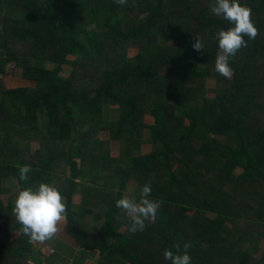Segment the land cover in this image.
<instances>
[{
	"label": "trees",
	"instance_id": "trees-1",
	"mask_svg": "<svg viewBox=\"0 0 264 264\" xmlns=\"http://www.w3.org/2000/svg\"><path fill=\"white\" fill-rule=\"evenodd\" d=\"M213 2L0 0V120L10 117L33 128L42 110L53 129H67L72 155L79 152L83 158L81 164L72 163L69 181L75 185L83 168L91 177L111 168L100 181L87 178L92 197L102 198L97 206L107 216L103 228L109 239L98 247L109 264H171L163 253L177 242L181 248L191 242L192 264L261 263L253 255L262 222L251 216L248 202L237 193L252 191L251 185L236 183L253 168L260 170L252 152L261 146L264 151V110H258L255 93L263 88L252 84L264 71V0H239L251 9L258 35L245 37L247 47L230 59L231 78L215 71L216 33L230 24L212 13ZM18 7L23 13L9 11ZM197 36L202 51L192 47ZM257 63L262 64L259 70ZM9 65L37 86L3 89ZM70 66L76 71L66 77ZM211 80H220L222 91L197 106V91ZM247 105L255 112L250 116ZM106 107L118 108L120 118L107 119ZM176 110L182 113L176 115ZM113 141L133 147L149 143L152 150L133 156L132 165L112 166L103 158H112ZM131 178L141 189L150 183L149 198L162 201L155 220L135 233L129 231L131 221L120 231L122 220L115 215L121 211L115 201ZM37 180L44 182L43 175ZM139 194L134 192L137 200ZM66 211L70 232L82 237L80 212L70 201ZM82 211L84 216L91 209ZM240 219L246 222L238 225ZM74 226L78 233L71 230Z\"/></svg>",
	"mask_w": 264,
	"mask_h": 264
},
{
	"label": "crops",
	"instance_id": "crops-1",
	"mask_svg": "<svg viewBox=\"0 0 264 264\" xmlns=\"http://www.w3.org/2000/svg\"><path fill=\"white\" fill-rule=\"evenodd\" d=\"M13 10L9 9V11ZM16 10H20L19 12L23 13L19 7ZM1 27L0 25V29ZM3 40L4 38L0 35V51H2ZM8 73L10 74L3 78L5 82L3 89L35 88L37 86L35 82L25 79L22 73H18L17 71L12 72V70ZM72 74L73 70L70 67L64 72V76L66 77ZM256 91L261 92L262 90L258 88ZM108 108L105 111L107 119L120 118L118 108ZM260 119L263 121V124H261L263 131L264 117ZM33 125V128H30L29 123L18 122L16 119L10 117L0 120V208L5 220L0 225V264H4L6 259V264H80L81 260H83L82 264H99L102 260L106 259L101 256L103 250L98 246H103L109 239L108 231L103 228L107 216L105 210L97 206L101 197H92L93 185L90 182L87 183V178L100 181L102 176L109 174L111 168L106 166L107 172L105 174L93 175L92 177L83 168L85 171L79 174L75 180L77 184L71 183L69 178L73 174L72 163L74 165V162L77 161V164H81L83 158L81 159L79 152L75 158L72 155L68 130L53 129L47 123L42 110H39L38 118L33 119ZM83 129L85 130V128ZM73 134L78 136L80 132L75 131ZM101 136L104 139L108 138V135L104 133H101ZM131 146L128 143L121 145L119 141H113L112 158H103V160L106 162L110 160L112 166L113 164L120 163L127 166L130 164L128 159L131 155L132 159L134 155L138 156L140 154L138 148L151 149V144L149 143L144 147L142 145H134V147L132 146L133 148H129ZM261 153H264L262 146L259 148V152L255 150L252 152L254 163L259 166V169H262L263 167L261 168V166L264 164V157L260 156ZM119 155L122 156L117 158ZM17 165L30 166L31 171L27 174V181H20ZM242 168V166L238 168L237 175H240ZM39 174L43 175L45 183H52L58 187L65 206L70 201L72 209L80 212L79 219L81 220L82 237H78L70 232L67 211L64 218L58 222L57 232L49 239L32 241L29 236L20 230L21 225L17 222L13 213L17 190L18 188L40 183L41 181L37 180ZM246 176L248 177L247 179H240L236 184L238 186L243 184L246 187L249 184L252 191L238 189L237 193L241 195L238 198L242 199L244 197V201L248 202L246 206H249L248 211L252 214L251 216L260 219L262 222L257 226L259 227L258 233H260V238L256 241V252L253 255L255 261L262 263L264 255V225H262L264 224V172H259L256 168H253L249 172V175ZM250 176L252 177L251 183L247 181L250 179ZM119 178L120 176L118 175L116 179L118 180ZM103 179L105 180V178ZM110 183L112 181H108V186ZM134 186L136 188L139 184L134 178H131L124 192L134 190ZM111 188H113V185ZM259 192L263 194V198H261L262 194ZM71 194L72 199L70 200ZM250 197L255 199L254 204L250 203ZM83 207L91 209L84 216ZM115 215L122 220L119 225L121 226L120 231L125 230L130 224V220L122 210L116 212ZM119 226H117L118 231ZM83 242H85L84 245ZM92 246H95V248L92 249ZM246 248H248V245ZM82 253H85L84 259ZM109 263V260H105L104 264ZM117 263L127 264L123 261H117Z\"/></svg>",
	"mask_w": 264,
	"mask_h": 264
},
{
	"label": "clouds",
	"instance_id": "clouds-1",
	"mask_svg": "<svg viewBox=\"0 0 264 264\" xmlns=\"http://www.w3.org/2000/svg\"><path fill=\"white\" fill-rule=\"evenodd\" d=\"M124 5L127 0H115ZM212 13L228 21L230 26L221 28L216 33L219 51L215 59V71L225 78H231L233 68L230 59L244 47H247V37L253 40L258 35V29L251 19V9L242 5L239 0H214L210 5ZM192 47L196 51L203 50V43L197 36ZM13 65H9V71ZM2 78V76H1ZM20 181L28 180L31 171L29 165H17ZM151 184L146 183L140 190L137 200L134 190L125 191L121 198L115 201V206L121 209L131 221L129 231H143L146 221H154L162 205V201L150 199ZM13 213L21 225V231L32 241H44L51 238L58 230L60 222L66 214V206L58 187L52 183L40 182L29 187L18 188L14 201ZM191 242H186L181 248L179 242L172 248L164 250V259L171 264H192L189 249ZM175 249V251H173Z\"/></svg>",
	"mask_w": 264,
	"mask_h": 264
},
{
	"label": "rangeland",
	"instance_id": "rangeland-1",
	"mask_svg": "<svg viewBox=\"0 0 264 264\" xmlns=\"http://www.w3.org/2000/svg\"><path fill=\"white\" fill-rule=\"evenodd\" d=\"M19 11L20 10H18V11L17 10H13V12H15V13H18ZM7 16L10 17V14H8ZM0 24H1V22H0ZM261 65H262L261 63H257L256 69L259 70V68L261 67ZM48 66L49 67H52L53 65L48 64ZM70 68H72L73 72L76 71V69L74 67L70 66ZM219 83H220V80H218V81H215V80L207 81L206 84H205V86L202 87V88H200V90L197 91V94L199 95L200 98L198 97L196 100H194V103H197V106L203 107L204 106V103H205V100H206V99H204V97H206V98H213L215 95H217L219 93L218 92L219 89L222 91L224 84L221 83V85H219ZM252 84H257L259 87H261V88L264 89V71L263 70L259 73L258 79L255 80V81H253ZM188 86H190V85H188ZM203 89H205V90H203ZM255 93L257 94L256 102L257 103H260V107L258 108V110L261 112L262 110H264V95H263V91H261V92L255 91ZM189 101H192V100L190 99ZM106 108L109 109L108 107H106ZM245 111L246 112H249V114L247 116H250L251 113H255L254 110H253V107L251 105H247ZM175 113H176V115H178V114L182 113V111L176 110ZM150 133H151V129H149L148 132H147L148 136H150ZM129 148H133V147L131 146ZM145 148H147V147H145ZM138 149L140 150V154L138 156L145 155L147 153L149 154V152L152 150V149H143V148H138ZM121 151H123V150H121ZM121 156L122 155H119L117 158H119ZM131 157H132V155L128 159V161L130 163L129 165H132V159H131ZM134 157H135V155H134ZM129 165H127V166H129ZM261 168L262 169H260L259 172H264V164L261 166ZM150 173L153 174L154 172L151 171ZM138 190H141V186H138L136 188L134 186V192L135 191H138ZM254 202H255V199H252L251 198L250 199V203L251 204H254ZM245 222H246L245 220H241V219L237 221L238 225H243ZM229 226H232V225H229ZM75 227L76 226L72 227L71 230L73 232L78 233V227H77V229H75ZM254 241H255V238H252L251 239V242H254ZM82 256H83V259H84L85 253H82ZM229 259H231V257H229ZM231 260L233 261V259H231ZM222 261H226V257H224V259ZM82 262H83V260H81L80 264H82ZM6 263H7V259L5 260V263L4 264H6ZM227 263H229V261L228 262H223V264H227Z\"/></svg>",
	"mask_w": 264,
	"mask_h": 264
},
{
	"label": "built area",
	"instance_id": "built-area-1",
	"mask_svg": "<svg viewBox=\"0 0 264 264\" xmlns=\"http://www.w3.org/2000/svg\"><path fill=\"white\" fill-rule=\"evenodd\" d=\"M4 222H5L4 216L2 215L1 208H0V225H2ZM261 264H264V255L262 257V263Z\"/></svg>",
	"mask_w": 264,
	"mask_h": 264
},
{
	"label": "water",
	"instance_id": "water-1",
	"mask_svg": "<svg viewBox=\"0 0 264 264\" xmlns=\"http://www.w3.org/2000/svg\"><path fill=\"white\" fill-rule=\"evenodd\" d=\"M26 264H30V263H26Z\"/></svg>",
	"mask_w": 264,
	"mask_h": 264
}]
</instances>
